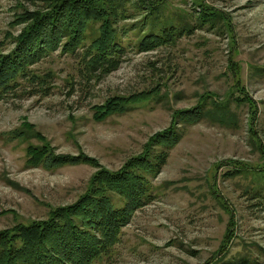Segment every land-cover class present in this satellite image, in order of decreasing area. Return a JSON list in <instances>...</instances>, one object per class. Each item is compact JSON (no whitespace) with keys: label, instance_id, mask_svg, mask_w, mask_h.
<instances>
[{"label":"rangeland","instance_id":"obj_1","mask_svg":"<svg viewBox=\"0 0 264 264\" xmlns=\"http://www.w3.org/2000/svg\"><path fill=\"white\" fill-rule=\"evenodd\" d=\"M49 1L0 0L1 55L25 28L17 16ZM125 4L117 70L88 72L92 23L81 47H59L0 101V231L75 203L99 169L162 151L170 131L152 201L94 264H264V0ZM157 21L173 42L143 51ZM37 151L88 162L36 165Z\"/></svg>","mask_w":264,"mask_h":264},{"label":"trees","instance_id":"obj_2","mask_svg":"<svg viewBox=\"0 0 264 264\" xmlns=\"http://www.w3.org/2000/svg\"><path fill=\"white\" fill-rule=\"evenodd\" d=\"M125 2L52 0L43 8L46 10L23 11L16 23L25 28L15 40V47L7 55L0 54V101L21 81L35 78L31 67L59 47L68 52L81 47L92 23H100L101 31L86 54L88 72L117 70L124 54L118 25L126 19ZM165 24H154L151 34L144 37L143 51L173 42L176 30ZM187 115L200 114L193 111ZM161 141L162 151L148 150L129 159L116 172L99 169L83 196L71 205L54 209L46 220L0 231V264H94L109 257L135 212L152 201L149 177L167 163L177 135L166 132L159 137L158 143ZM31 156L36 165L52 167L88 162L68 156L45 159L41 151Z\"/></svg>","mask_w":264,"mask_h":264}]
</instances>
